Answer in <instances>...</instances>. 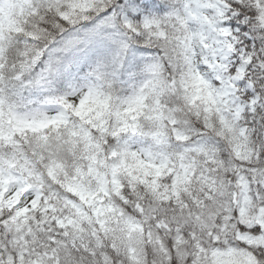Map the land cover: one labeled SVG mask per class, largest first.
Here are the masks:
<instances>
[{"label":"snow or ice","instance_id":"snow-or-ice-1","mask_svg":"<svg viewBox=\"0 0 264 264\" xmlns=\"http://www.w3.org/2000/svg\"><path fill=\"white\" fill-rule=\"evenodd\" d=\"M0 264H264V0H0Z\"/></svg>","mask_w":264,"mask_h":264}]
</instances>
